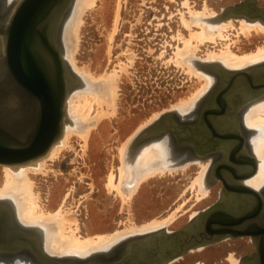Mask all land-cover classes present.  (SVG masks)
Masks as SVG:
<instances>
[{
	"label": "rangeland",
	"instance_id": "1",
	"mask_svg": "<svg viewBox=\"0 0 264 264\" xmlns=\"http://www.w3.org/2000/svg\"><path fill=\"white\" fill-rule=\"evenodd\" d=\"M4 1L0 0V4ZM9 1L13 5L15 0ZM240 1L94 0L83 10L77 37H73L77 39L69 49L79 72L72 71L79 81L76 91L97 93L102 98V106L91 100L90 111L87 109L91 125L85 142L73 133L69 146L54 160H45L39 172L27 173L32 192L38 194V213L61 211L59 217L66 232H73L76 239H81L138 230L155 220L162 221L174 209L175 217L157 229L176 230L215 203L220 193L219 182L213 188L205 184L206 193L194 183L201 167L208 163L203 159L170 171L154 167L153 175L150 170L132 194H124V189L119 193L123 187L119 182V148L127 140L130 144L142 128L161 114L176 110L183 102H196L205 93L212 81L209 70L215 65L212 62H216L207 60L209 52L219 53L228 46L235 55H244L264 45V32L250 29L248 35L241 33V18L236 16L228 17L222 36H214V42L211 38L200 42L191 39L193 32L201 30L197 22L204 21L205 15L212 12L211 15H219ZM255 3L264 6V0H255ZM188 41L190 53L179 55ZM198 63L203 68H198ZM79 68L83 69L82 73ZM88 74L98 83V92L85 82ZM206 76L211 80L207 85ZM77 81L72 84V90ZM3 166L0 165V186L5 179ZM110 175L113 188L108 187ZM252 251L254 244L250 237L227 238L191 249L170 264H236ZM93 253L73 257L84 258Z\"/></svg>",
	"mask_w": 264,
	"mask_h": 264
},
{
	"label": "water",
	"instance_id": "2",
	"mask_svg": "<svg viewBox=\"0 0 264 264\" xmlns=\"http://www.w3.org/2000/svg\"><path fill=\"white\" fill-rule=\"evenodd\" d=\"M248 1L250 3L245 5L227 7L219 14L218 19L247 16L264 22V10L253 6L255 0ZM70 2L71 0H15L10 5V1L5 0L0 4V165L20 166L36 162L47 155L52 146L62 138L67 119L66 100L72 84L77 81L76 75L64 59L59 41V30L67 16L65 12ZM216 68L225 77L227 85L224 92L232 87L231 84L235 86L242 79L240 75L244 74L243 70L229 71L219 65ZM258 80L244 75V85L239 84L245 88L243 96L249 94L256 97L262 92L264 83H256ZM176 115H179L177 110L161 114L132 138L129 148L135 152L149 137L166 136V130ZM169 120L170 124H163V121ZM251 159L252 170L245 176H251L255 172V160ZM219 179L227 185L225 178ZM244 192L255 195L258 199L257 192L246 185L222 191L216 203L199 211L180 229L168 232L160 228L132 234L115 242L104 252L109 254L113 249L119 248V245L149 238L157 232L161 241L152 250L148 246L144 247V244L133 246V253L139 256L136 264H144L147 262L144 257L152 256L160 258L159 264H166L191 249L226 237L248 236L254 243L256 252L243 263L264 264V228L260 225L264 223L258 217L259 208L243 212L238 204L227 209L221 198L223 195L232 197ZM19 252L28 253L27 257L32 264H127L125 261L107 260L105 256L96 255L85 259L50 256L42 249L37 236L18 227L12 207L0 201V257L16 256L21 254Z\"/></svg>",
	"mask_w": 264,
	"mask_h": 264
},
{
	"label": "bare ground",
	"instance_id": "3",
	"mask_svg": "<svg viewBox=\"0 0 264 264\" xmlns=\"http://www.w3.org/2000/svg\"><path fill=\"white\" fill-rule=\"evenodd\" d=\"M93 3H94V0H71L65 12L67 13V16L63 22L62 27H60L61 30H59L60 31L59 41L62 47V53H63L64 59L67 61L70 68L73 69V71L76 70L79 72V70L77 69L78 67H76L75 66L76 64L74 65L73 63L74 60H72L73 58H71L70 56L69 49L72 46L74 39H77L73 37H77L76 31L78 30V26H80L79 24L81 21L80 20L81 13L83 14V10L86 7L91 6ZM212 13H209V15H205L204 17L202 16L204 20L202 22H197V20H195L196 19L195 17L194 22H197V25L201 27L200 28L201 30L197 32H193L190 35L191 39H195L198 42H200L201 40H205L208 38H211L212 40L214 39V36L216 35H218L219 38L220 36H222V30H225L224 27L226 28V25H225L226 21L228 22L229 19L227 18V20H221V19L219 20L218 19L219 15H216V16L211 15ZM240 18H241L240 19L241 20V23H240L241 33L247 34L250 31V29H253V31L255 29V32H257L256 30L258 31L260 30V32L262 31L264 32V23L258 20H255V21L247 20L244 17H240ZM212 41L214 42V40ZM185 44H186L185 48L183 49L180 48L181 50H179L178 52V54L181 56H185L187 53H190V50H188L189 45H190L189 41L186 42ZM73 53L74 52H72V54ZM209 53H210L209 56L206 57L207 60H211V61L215 60L219 64L229 69H239V68L246 67L247 65L260 63L264 61V45L261 47L259 46V48L255 52L244 54V55H235L236 53H233L228 46H226V49L219 51V53H211V52ZM189 56L192 57V55H188V57ZM183 61L188 63V61L184 59ZM201 67L198 66V68H201ZM79 69H80V72L81 70L83 71V69L81 68ZM88 76L89 74L86 75V77L83 76L84 78H87L85 79L86 80L85 82L87 83V85H90L91 90L95 89L98 92L100 90L99 89L100 87H98V83L95 82V80H92L93 78L91 79ZM205 79H206V85L209 84L211 80L207 78V76ZM78 86H79V82L76 85V87L73 88V90L71 89L67 97V100H66L67 119L65 121L64 132H63L62 138L58 140L52 146V148L47 153V155L37 160L36 162L30 163L27 165H20V166H8V165L3 166L2 165L3 166L2 168L4 170L5 179H4L3 186H0V201L2 202L4 201V203L12 207L13 212H14V218L18 226H20V228L26 230L27 232L36 234L38 237H40L42 248L48 255L54 256L57 258H64V259L65 258L73 259L75 258L73 257L75 255H78V256L87 255L91 252H97L99 250L107 249L109 248L110 245L132 234L143 233L146 231L157 229L159 227H163L166 225V221L169 222V220H171L172 217H175L174 216L175 212H173L175 211L174 209L171 212V214H168L169 216L167 215L166 218L163 219L162 221L155 220L151 224L144 226L143 228L141 227L138 230L137 229H131L127 231L122 230L123 232L122 231L120 233L116 232L117 234H114V235L110 234L112 236H109V237H107L108 235H105L106 237L102 235H98L94 237L95 236L94 235L93 237H86V238L84 237L81 239H76L74 237L75 235L73 234V232H69L70 235L68 232H66V229L64 227V222H62V220H60V217H59V214L61 213V211H57V213H54V214L49 213L46 215L43 214L44 212L43 213L41 211L40 213L37 212V209L39 208L38 203L36 202L38 194H36L37 195L36 196L32 192V189H31L32 184L28 178L27 173L30 171H33V173L34 171L39 172L38 170L43 169L42 165L45 160L56 158L58 154H60L64 149H66V147L69 146L68 140L70 139V137H72L71 135L73 133L82 137V139H84L83 141L85 142L87 140L86 134L88 132V128H90V125H91V122L88 121V116H89L88 111H90L91 102L96 101L98 105L102 106L101 104L102 98L99 95H96L97 94L96 92H95L96 94H94V92L93 94L91 92L90 93L78 92L76 91ZM101 87H104V86H101ZM102 90L100 91V94H103L101 93L103 92ZM106 101H107V98H106ZM194 102H195L194 100L191 102L187 101V104H184L185 102H183L176 107V110L181 113H185L191 106V103L193 104ZM87 109L89 110L87 111ZM106 112H107V109H106ZM103 113H104L103 115L106 114L105 112ZM98 115H100V113ZM91 117L89 119H91ZM243 119L246 125L252 128H256L258 130V132L255 133V136L252 139L253 141L252 149H253V152L256 158L254 156L253 157L255 158V160L257 159V171L255 170L256 171L254 172L255 175L252 174L253 177L250 178L248 181H246V183L249 186L257 189L264 184V97L257 99L246 106L244 110ZM122 145H121L122 148L121 147L119 148L120 150L119 152L121 153L120 154L121 155L120 156L121 166L119 168L120 169L119 170L120 171L119 172V178H120L119 182H120V185H122L124 188L120 187L118 190L116 188V185L119 183H116V185L114 186V189L116 188L119 193H121V191H123L122 189H124L125 190L124 194L126 193L128 194L134 191L136 189V185L140 182V179L145 177V175L149 173L150 170L153 171V169L156 168V169H160L161 171H165L164 169L170 171L173 168L185 166L190 161L198 160V159H192L188 155H185V156L180 155L177 158L171 157L168 154L167 148L163 142H156V141L145 142L143 146H140V148L133 153L130 152L131 149L129 148L130 146L129 140L125 141V143ZM201 168L202 169H200L201 170L200 174L197 176L196 182L194 181V183H198L199 188H202V190L205 192L206 191L205 174H206L207 166L204 165ZM154 172L155 171L152 172V175ZM120 185H118V187ZM108 187L113 188L112 175L109 176ZM120 196H122V194ZM128 196H129L128 197L129 199L130 195ZM231 201H233V203L231 204L232 206L238 205L237 200L234 199L233 197H231ZM65 214H68V213H65ZM62 219H64V216L62 217ZM9 262H10L9 260L1 261L0 264H8ZM18 264H21V263H18Z\"/></svg>",
	"mask_w": 264,
	"mask_h": 264
},
{
	"label": "flooded vegetation",
	"instance_id": "4",
	"mask_svg": "<svg viewBox=\"0 0 264 264\" xmlns=\"http://www.w3.org/2000/svg\"><path fill=\"white\" fill-rule=\"evenodd\" d=\"M247 3L250 2L248 0H242L236 4L245 5ZM253 6L258 10H264V6L256 5L255 1ZM244 18L251 21L258 19L249 18L247 16ZM212 63H215V65L211 67L212 69L209 70L212 81L205 93L201 95L194 105L185 113L179 112V115H176V118L172 120V123L170 120L163 121V124L171 123L166 130V136L153 135L147 140H144V142H163L167 148L168 154L174 158H177L180 155H188L192 159H198L199 161L203 159L208 161L205 174L206 185L213 188L215 183H220V193L218 199L215 201L216 203L220 199L222 191L238 188L243 185L249 186L246 181L253 177V175H245L252 170V163H250L251 157L256 158L252 149V139L258 130L246 125L243 117L244 110L247 105L257 99L264 97V88H262V92H260V94L256 97H251L249 94L243 96L242 92L245 91V88L239 86V84L244 85L242 79L245 74L252 76V78L255 80L259 79L258 82L256 81V83H264V61L239 69H229L219 63ZM217 65H219L220 68H224L229 71L243 70L244 74L240 75L242 79H240L235 86L231 84L232 87L228 88L224 92V88L227 84L226 81L224 82L225 77L223 74L220 73V71L216 68ZM254 165L255 170L257 171V159L254 161ZM219 177L225 178L227 182L226 186L222 183ZM251 188L257 192L258 199L255 197V195L245 192L238 194V196L233 195L232 197L234 198L236 196L237 202L240 204L241 210L243 212H251L253 208L258 207V217L262 220L261 222L264 223V184L257 189L253 187ZM225 197L226 195H223L221 198L224 203V207L228 209L233 201H231V197ZM237 197L239 198V201ZM260 225L262 228H264V224ZM18 227L20 228V226ZM166 231L170 232L175 230ZM156 233L157 232L153 233V236L149 238L147 237L137 241H131L127 244L119 245V248L113 249V251L109 254L108 252H104L105 250H102L94 252L93 254L80 259H85L96 255L97 257L105 256L108 258L107 260H115L117 262L125 261L127 264H136L137 257L139 256L136 253H133V246L144 244V247L148 246L152 250L155 248V246H158L159 242L161 241V236ZM28 234L33 233L28 232ZM33 235L37 236L36 234ZM37 238L40 240V237L37 236ZM227 238L229 237L224 239ZM255 252L256 248L254 246V251H252L250 254L242 256L239 259V262L236 264H244V260ZM19 253L21 254H17L16 256L13 255L14 257H0V262L9 260L10 262L8 264H32V261L29 259V257H27V255L29 256L28 253ZM103 253L104 255H101ZM144 258L147 260V262H144V264H159L160 258H158V256ZM174 259L168 261L166 264H170V262Z\"/></svg>",
	"mask_w": 264,
	"mask_h": 264
}]
</instances>
